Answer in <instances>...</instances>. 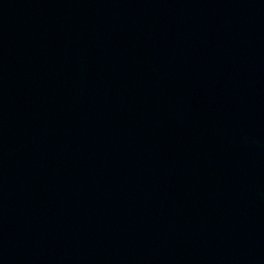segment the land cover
Here are the masks:
<instances>
[{"label": "water", "instance_id": "1", "mask_svg": "<svg viewBox=\"0 0 264 264\" xmlns=\"http://www.w3.org/2000/svg\"><path fill=\"white\" fill-rule=\"evenodd\" d=\"M0 264H264V0H0Z\"/></svg>", "mask_w": 264, "mask_h": 264}]
</instances>
